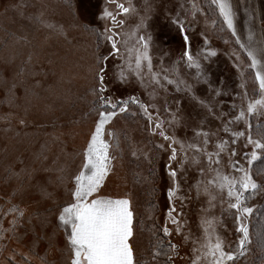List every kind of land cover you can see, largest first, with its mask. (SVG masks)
Returning a JSON list of instances; mask_svg holds the SVG:
<instances>
[{
	"label": "rangeland",
	"instance_id": "rangeland-1",
	"mask_svg": "<svg viewBox=\"0 0 264 264\" xmlns=\"http://www.w3.org/2000/svg\"><path fill=\"white\" fill-rule=\"evenodd\" d=\"M123 2L126 3L127 0ZM132 2L143 14L144 0ZM149 2L153 5L154 11L150 13L148 27L143 31L145 35L151 34L153 37L151 55L154 70L169 68L168 74L175 78L171 67L174 62L179 61L180 77L193 85V92L197 97L212 102L214 106L219 105L216 107L217 112L224 111L229 115H235L241 107L246 106L245 90L248 97L258 98L259 88L254 79V72L246 70L245 75L241 77L235 67L239 63L243 68L244 64L250 62L236 39L238 36L240 43L248 44L251 35L254 45L259 46L264 42V5L259 10L263 15L255 16L251 15L255 9L252 2L255 1H229L234 13L237 34L233 36L212 0H149ZM78 5L79 0H0V225L5 229L10 227L8 222L13 216V213L8 212L10 207L8 197L16 184L14 179L5 180L9 175L6 170L13 168L19 171L26 166L35 167L37 172L34 182H46L49 179L54 180L57 173L45 172L43 169L55 167L53 160L59 157L60 163L67 162L69 172L76 171L81 164L80 153L86 146L88 133L98 118L93 109L98 107L100 102L91 91L97 84L92 71L97 37L73 26V9ZM103 7L115 11L114 3H108L107 0H91L88 16L89 20L95 21L94 27L101 31L108 21L96 20L93 14ZM172 17L178 18L184 24L185 33L189 38L188 47L194 56L199 53L211 89L202 79L197 80L195 68H188L180 59L186 47L184 33H181L178 25L172 23ZM137 21L138 17L135 15L127 17L124 31H131ZM47 24L55 25V30L46 27ZM61 26L63 33L60 31ZM205 49L214 50L216 55H209L207 60L203 59L208 55ZM100 51H105V48L102 47ZM234 53L239 55V60ZM109 67L111 68V65ZM21 68L26 69L23 79L16 76ZM106 80L109 91L105 95L112 96L113 99L120 95L135 93L142 101L149 100L145 90L134 78L128 87L114 85L112 72ZM241 82L244 83V88L240 87ZM13 83L16 84L12 89L14 97L9 92ZM216 88L221 89L222 95L219 97L214 95ZM157 92L158 95L152 103L160 106L162 118L166 119L168 115L163 110L165 97L173 109L176 107L174 101L181 100L182 114L187 120L189 130L186 135L183 129L178 130L176 134L180 139L191 138L193 135L191 129L200 126L201 117L206 115V110L192 100L187 92L176 93L171 85L168 86L167 93L162 89H157ZM233 103L236 105L235 112L230 111ZM20 119H24L23 125L19 123ZM248 122L251 127L259 122L264 123V114H254L248 117ZM203 126L207 128L209 125L205 123ZM220 126V121L212 122L213 130ZM108 127L118 133L121 151L120 159L116 161V172L107 181L104 194L113 197L126 195L131 199L134 211L133 245L136 254L142 256L145 262L147 259L146 264H153L150 253L154 245L151 247L150 243H157L160 239L159 231L163 235L160 229L165 224L169 208L167 188L171 186V180L165 168L168 153L161 152L155 147L163 141L158 136L150 134L146 118L139 113L136 105H130L129 112L120 114ZM231 127L235 131H245L246 134L251 131L253 138H256L255 132L252 128L248 129L244 121L234 122ZM262 127L264 124L260 125V129ZM169 131L171 132V129ZM219 135L226 134L220 132ZM55 136H59V140H54ZM245 143V137H240L232 147L237 151L234 159L246 165L244 154L251 151V146L245 147ZM132 148L139 149L137 156L131 154ZM209 150H212V145H209ZM38 156H47V160L43 164L35 163ZM226 163L227 156L225 168ZM185 167L187 176L183 172L180 173L181 187L174 197L177 211L181 210L183 204V220L186 221L184 232H191L193 239L203 243L204 238L199 227L200 217L206 216L209 219L215 217L218 221H223V224L217 225V231L224 238L225 246L231 244L234 248L240 235L236 232L234 210L228 209L226 203L221 205V194L212 189L217 196L216 206L207 213L202 212V208H208L207 196L201 193L197 199L195 190L190 192L189 187L198 178L206 180L211 173L206 171L204 177H198L194 167L187 165ZM254 178L264 182L262 177ZM68 186H71L70 183ZM58 191L65 199L67 198L64 188ZM189 196L192 197L190 200L187 199ZM39 199L37 191L30 188L23 197L14 196L11 203L27 207V211L33 213L37 209L47 207L46 204H37L36 201ZM262 199L264 194H258L247 202L248 206L253 208V212L244 222L249 227L252 243L238 264H260L264 258L261 245L258 247L254 244L255 233L250 229L253 214L262 203ZM6 212L8 214L4 215ZM32 226H35L36 231H40L35 219L31 225L28 224L26 215L22 226L17 228V233H24ZM169 227H172L170 223ZM4 235L12 237L10 232H5ZM31 238L29 233V236L19 244L14 237L0 240V264H8L12 256H15V261L22 262L24 257L20 252L28 251V240ZM171 239L174 242L180 241V237L175 235ZM193 246L190 240L181 248V255L190 257ZM195 246L199 247V244ZM44 248L45 245L41 243L37 251L42 255ZM53 255L60 261L65 258L60 253ZM31 264L39 262L34 257ZM176 264H190V261L186 258L177 260Z\"/></svg>",
	"mask_w": 264,
	"mask_h": 264
},
{
	"label": "snow or ice",
	"instance_id": "snow-or-ice-1",
	"mask_svg": "<svg viewBox=\"0 0 264 264\" xmlns=\"http://www.w3.org/2000/svg\"><path fill=\"white\" fill-rule=\"evenodd\" d=\"M107 2L115 4V11L103 7L93 14L96 20L108 21L102 31L94 27V20L88 19L91 0H79V5L73 9V26L97 37L95 63L92 68L97 84L91 91L100 102L99 106L93 109L98 118L94 121V127L88 133L86 146L80 153L82 157L80 166L76 171L69 172L67 162L60 163L57 157L53 160L55 167L43 169L45 172L57 173L54 180L49 179L46 182H34L37 172L35 167L26 166L19 171L13 168L6 170L9 175L5 180L14 179L16 184L8 197L10 204L8 212L13 213L12 219L8 222L10 227L5 229L0 225V240L14 237L19 244L29 236V233L32 236L28 240V251L20 252L24 260L18 262L15 261V256H12L8 264H31L34 257L39 264H146L143 257L136 254L133 245L135 234L131 199L126 195L113 197L104 194L107 181L116 172V161L120 159L121 151L118 133L108 126L120 114L128 113L130 105H136L139 113L146 118L147 130L150 134L158 136L163 141L155 147L161 152L168 153L165 168L171 180V186L167 188L169 208L165 224L160 230L164 237L169 239L166 248L161 247L164 240L158 239L151 252L153 264H176L177 260L186 258L189 259L190 264H238L240 258L249 251V245L252 243L249 227L244 222L253 212V208L248 206L247 202L253 196L264 194V182L255 179L252 170L255 161L264 160V130L258 131L256 138H253L251 131L246 134L245 131L233 130L231 126L234 122L244 121L247 128L251 129L248 117L264 114V42L259 46L254 45L251 35L248 44L240 43L238 36L236 39L250 62L244 64L243 68L239 63L235 67L241 77L245 75L246 70L250 69L254 72V79L259 88L258 98L248 97L245 90L246 106L241 107L235 115H229L224 111L217 112L216 107L219 105L214 106L212 102L197 97L193 92V85L180 77L179 61L174 62L171 67L175 78L168 74L169 68L154 70L151 55L153 37L151 34L145 35L143 31L147 29L148 21L151 19L150 13L154 11L149 0H144L143 14L132 0H127L126 3L123 0H107ZM212 2L217 5L232 35L236 36L234 13L229 0H212ZM132 15L137 16L138 21L132 26L131 31H124L126 18ZM172 23L178 25L181 33H184L183 40L186 47L180 59L188 68H195L197 80L202 79L211 89L199 53L194 56L188 47L189 38L185 33L184 24L176 17H172ZM46 27L54 30L56 28L52 24H47ZM60 31L63 33L62 26ZM207 43L205 38V44ZM102 47L105 51H100ZM205 51L208 53L203 57L205 60L209 55H216L214 50L205 49ZM234 55L239 60V55L236 53ZM25 72L26 69L21 68L16 76L23 79ZM110 72H112V83L119 87L130 86L134 78L135 82L145 90L149 98L148 102L142 101L135 93L120 95L115 99L105 95L109 91L106 77ZM169 85L173 86L176 93L187 92L192 100L206 110V115L201 117L200 126L191 129L193 135L187 140L180 139L176 134L178 130L183 129L186 135L189 130L187 120L182 114L181 100L174 101L176 107L173 109L165 97L163 110L168 114L166 119L161 117L160 106L152 103L158 95L157 89L167 93ZM15 87L16 84L13 83L9 89L13 97L15 94L12 89ZM240 87H245L243 82ZM214 95L221 96V89L216 88ZM222 104L223 101L220 102V105ZM235 110L236 105L233 103L230 111L235 112ZM213 121H220L221 126L213 130ZM19 123L23 125L24 119H20ZM205 123L209 125L207 128L203 126ZM220 132L226 135L220 136ZM240 137H245V147L251 146V151L244 154L246 165L234 159L237 151L232 145H235ZM54 140H59V136H55ZM209 145H212V150H209ZM138 151L139 149L132 148L131 154L137 156ZM225 156H227L226 168ZM46 160L47 156H38L35 163L43 164ZM174 164L177 166L174 167ZM186 165L194 167L198 177H204L206 171L211 173L206 180L198 178L189 187L190 192L195 190L197 199L201 193L207 196L208 208H202V212L207 213L216 206L217 196L212 189L221 194V205L226 203L228 209L234 210L236 232L240 234L234 248L231 244L225 246L224 238L217 231V225L223 224V221H218L215 217L211 219L206 216L200 217L199 227L202 230L203 243L193 239L191 232H184L186 221L183 220V204L181 210L177 211L174 197L181 187L180 173L183 172L187 176ZM259 173L264 180V168H261ZM30 188L35 189L39 194L40 199L36 203L46 204L47 207L29 213L27 207L11 203L14 196L23 197ZM60 188L65 189L66 199L59 193ZM191 198V196L187 197L189 200ZM26 215L28 224L31 225L32 220L35 219L40 231H36L35 226H32L24 233H17V228L22 226ZM169 223L172 227H169ZM5 232L12 233V237H6ZM174 235L180 237L179 242L171 239ZM190 240L194 245L191 249L192 255L182 256L181 248ZM41 243L45 245L42 255L37 251ZM197 244L199 247L195 246ZM261 248L264 251V242ZM54 253H60L65 257L64 260H58ZM161 256L165 257L162 261L158 259ZM260 264H264V258L261 259Z\"/></svg>",
	"mask_w": 264,
	"mask_h": 264
},
{
	"label": "trees",
	"instance_id": "trees-1",
	"mask_svg": "<svg viewBox=\"0 0 264 264\" xmlns=\"http://www.w3.org/2000/svg\"><path fill=\"white\" fill-rule=\"evenodd\" d=\"M264 124L262 122L256 123V125L252 126V131H254L255 135L257 134L258 131L260 130H264V127H262V129H260V125ZM261 168H264V160H257L253 163L252 166V170L254 173L255 177H261L259 170ZM152 175V174H150ZM250 229L253 233H255L254 235V244H257V246L259 247L262 242H264V199H262V203L259 205V207L257 208L256 212L253 214L252 217V221H251V226ZM159 238L164 240V244L161 246L162 248H166L167 247V241L168 239L165 238L161 232L159 231ZM157 243H150L151 247L154 245H156ZM151 247H149V249H151ZM154 248V247H153ZM263 255H264V251H262ZM151 254V253H150ZM160 261L164 260L165 257L161 256L158 258ZM147 262V259H145Z\"/></svg>",
	"mask_w": 264,
	"mask_h": 264
},
{
	"label": "crops",
	"instance_id": "crops-1",
	"mask_svg": "<svg viewBox=\"0 0 264 264\" xmlns=\"http://www.w3.org/2000/svg\"><path fill=\"white\" fill-rule=\"evenodd\" d=\"M229 1H231V0H229ZM240 1H242V0H240ZM252 1H255V3L252 2V4L255 5V9L253 10V12H251V15H255V16H257V15H263L262 12L259 11V10H260V7H262V5H264V0H252Z\"/></svg>",
	"mask_w": 264,
	"mask_h": 264
}]
</instances>
